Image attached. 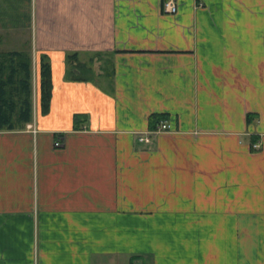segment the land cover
Returning a JSON list of instances; mask_svg holds the SVG:
<instances>
[{"label": "crops", "instance_id": "crops-1", "mask_svg": "<svg viewBox=\"0 0 264 264\" xmlns=\"http://www.w3.org/2000/svg\"><path fill=\"white\" fill-rule=\"evenodd\" d=\"M165 1L0 0L32 83L0 130V264H264V0Z\"/></svg>", "mask_w": 264, "mask_h": 264}, {"label": "trees", "instance_id": "trees-1", "mask_svg": "<svg viewBox=\"0 0 264 264\" xmlns=\"http://www.w3.org/2000/svg\"><path fill=\"white\" fill-rule=\"evenodd\" d=\"M38 80L40 112L45 113L51 98L50 66L46 61L40 62ZM31 116L30 56L18 51L0 52V130L23 129ZM250 116L247 115L248 120ZM163 117L157 113L149 115V125L154 127Z\"/></svg>", "mask_w": 264, "mask_h": 264}, {"label": "built area", "instance_id": "built-area-1", "mask_svg": "<svg viewBox=\"0 0 264 264\" xmlns=\"http://www.w3.org/2000/svg\"><path fill=\"white\" fill-rule=\"evenodd\" d=\"M164 10L168 13H175L176 12V5L174 4V2L172 0H166L164 2ZM170 129V125L169 124H165V123H159L158 126H156L155 130L153 132L157 133V132H161V131H164V130H169ZM140 141H146L148 142L149 139L148 137L146 136H140L138 138ZM55 146H60L61 143L60 141H56L54 143ZM252 148L255 149V150H258L260 148V143L259 142H253L251 144Z\"/></svg>", "mask_w": 264, "mask_h": 264}]
</instances>
